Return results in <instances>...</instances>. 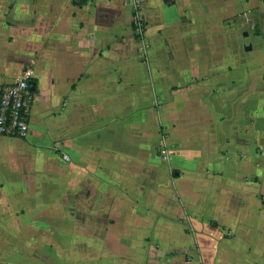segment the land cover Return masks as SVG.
<instances>
[{"label":"crops","instance_id":"crops-1","mask_svg":"<svg viewBox=\"0 0 264 264\" xmlns=\"http://www.w3.org/2000/svg\"><path fill=\"white\" fill-rule=\"evenodd\" d=\"M26 75L1 262L264 264V0H0Z\"/></svg>","mask_w":264,"mask_h":264},{"label":"built area","instance_id":"built-area-1","mask_svg":"<svg viewBox=\"0 0 264 264\" xmlns=\"http://www.w3.org/2000/svg\"><path fill=\"white\" fill-rule=\"evenodd\" d=\"M34 101L28 75L0 84V135L26 137ZM162 153L166 151L162 150ZM64 159L68 161L69 157L65 155Z\"/></svg>","mask_w":264,"mask_h":264},{"label":"water","instance_id":"water-1","mask_svg":"<svg viewBox=\"0 0 264 264\" xmlns=\"http://www.w3.org/2000/svg\"><path fill=\"white\" fill-rule=\"evenodd\" d=\"M0 264H7V263H4V262H1V261H0Z\"/></svg>","mask_w":264,"mask_h":264}]
</instances>
